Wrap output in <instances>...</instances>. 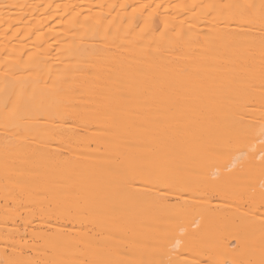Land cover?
<instances>
[{
	"label": "bare ground",
	"instance_id": "1",
	"mask_svg": "<svg viewBox=\"0 0 264 264\" xmlns=\"http://www.w3.org/2000/svg\"><path fill=\"white\" fill-rule=\"evenodd\" d=\"M0 264H264V0H0Z\"/></svg>",
	"mask_w": 264,
	"mask_h": 264
}]
</instances>
